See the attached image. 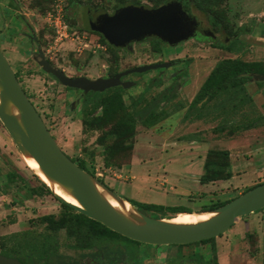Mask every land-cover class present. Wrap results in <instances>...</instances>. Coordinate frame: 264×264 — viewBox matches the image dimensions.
Here are the masks:
<instances>
[{
	"label": "rangeland",
	"instance_id": "rangeland-1",
	"mask_svg": "<svg viewBox=\"0 0 264 264\" xmlns=\"http://www.w3.org/2000/svg\"><path fill=\"white\" fill-rule=\"evenodd\" d=\"M185 1L189 3L184 6L179 2L183 11L206 32L214 34V39L199 30L195 37L176 45L150 37L119 49L89 29V11L94 9L112 14L127 4L157 9L171 2L178 3L176 0H61L59 7L56 0H0V49L44 124L75 164L82 165L127 201L181 207L186 213L203 214L209 207L264 183V80L245 85L252 103L235 113L224 116L206 111L200 125L193 129L196 131L187 139L194 142L193 147L178 145V141H185L178 134L170 140L164 136L162 140L157 139L154 147L168 151L157 165H135L124 176L121 169L129 163L133 150L123 148L131 144L134 149L139 144L137 137L161 135L165 129L160 127L171 126L174 115L186 112L217 62L239 59L264 63V0ZM60 10L72 30L71 35H75L55 44L48 18ZM240 29L244 31L236 36ZM85 44L90 47H84ZM37 49L71 78L106 79L138 66L174 64L125 77V81L135 82L136 87L118 90L119 99L110 90L84 104L85 96L66 89L39 65ZM165 92L175 97L161 106L178 112L151 129L138 125L131 140L123 142L114 130L116 122L106 124L103 119L100 109L103 102L115 101L114 107L122 102L130 108L132 100L141 93L150 101ZM212 106L213 103L209 104L206 110ZM251 123L256 127L246 130ZM223 125L225 131H219ZM164 133L167 135L169 131ZM145 142L153 143L151 139ZM178 149L194 152L199 159L205 157L226 164L231 178L199 189L200 185L188 180L190 175H187L201 171L199 160L190 165L188 160L178 159ZM225 151L229 154L227 160L214 155ZM146 175L158 180L139 182ZM132 176L139 179L131 180ZM174 187L175 192L169 190ZM185 189L191 190V198L184 196ZM129 208L143 211L139 205L129 204ZM143 213L173 221L180 215L169 211L145 210ZM255 223L264 226L250 217L206 244L155 247L132 243L75 210L63 207L42 188L0 123V254L4 256L26 264H203L202 260L213 264L215 249L217 261L232 251L230 264H246L245 259L256 254L253 236L246 235L258 231ZM234 243L236 246L232 248Z\"/></svg>",
	"mask_w": 264,
	"mask_h": 264
},
{
	"label": "water",
	"instance_id": "water-1",
	"mask_svg": "<svg viewBox=\"0 0 264 264\" xmlns=\"http://www.w3.org/2000/svg\"><path fill=\"white\" fill-rule=\"evenodd\" d=\"M99 15L90 21V30L100 34L115 48H126L147 38H158L170 45L187 40L178 38V14L185 15L179 3L171 2L160 8L124 5L112 14L96 10ZM39 65L67 88L88 92H104L121 86L129 89L133 82L120 79L131 74L166 69L172 63L140 66L107 79L70 78L54 68L39 50ZM256 81L264 77L255 76ZM0 123L14 142L24 159L33 160L49 182L47 187L59 202L77 213L97 222L108 230L128 240L155 247L186 246L218 238L227 233L242 217L264 209V183L232 199L219 208L206 213L211 216L191 224L174 223L170 220L154 219L129 208V202L116 195L110 188L92 175L80 169L61 151L57 142L45 126L38 112L29 101L18 82L7 58L0 49ZM75 200V206L55 189ZM115 201L118 207H113ZM0 264H24L16 258L0 254Z\"/></svg>",
	"mask_w": 264,
	"mask_h": 264
},
{
	"label": "trees",
	"instance_id": "trees-1",
	"mask_svg": "<svg viewBox=\"0 0 264 264\" xmlns=\"http://www.w3.org/2000/svg\"><path fill=\"white\" fill-rule=\"evenodd\" d=\"M176 1H178V3L179 2L182 3L183 6L189 3L185 0H176ZM243 31H244L243 29L238 30V32L236 33V36H238ZM255 76L264 77V63L263 62H245L239 59H224V60L217 62L214 69L210 72L207 79L201 85L198 92L194 96L193 100L190 102V104L186 108L184 118L185 119L192 118L193 120H197V121L202 120L203 117L205 116L206 111L208 112L210 111L211 113H216V114L227 116L231 113L232 114L235 113L236 110L239 109L240 107H243L244 105L252 103L251 96L247 93L245 85L253 81ZM258 83L260 86L263 85V83L261 82H258ZM113 94H114L115 99H119L120 95L118 92H114ZM94 95H97V94H94ZM174 97H175L174 94L169 95V94H166L165 92L164 94H162L160 98L157 96L153 98L152 100L147 101L145 100L143 93H141L135 100H132L130 108L125 107L122 102H118L116 107H114L115 101H112L111 103L103 102L102 103L103 119L105 120L106 124L116 122V128L114 129L116 132V135H118L121 138V140L125 142L126 140H131L135 137V133H136L135 130L138 125H141L145 128H152L156 126L158 123L168 118L169 116L178 112L177 109L172 110V111H167L163 109V107H161L162 103L164 102L168 103L172 101ZM88 101L89 100L85 101V104H87ZM211 103H213V106L209 108L208 110H206L208 105ZM116 112L118 114H116ZM255 127H256V124L251 123L247 126L246 130L253 129ZM218 129L219 131H225L226 128L223 125L219 127ZM123 149H127L128 151H131L132 145L131 144L125 145ZM214 155L224 158L225 160H227L229 157V154L226 151L225 152H215ZM77 166L80 169L87 172L88 174H90L82 165L78 164ZM204 171L205 173L200 177V180H199L202 185L213 183L219 180L225 181L231 178L230 173L227 171L226 164L223 165L221 163L219 164L218 162L209 161L208 158H205ZM36 179H38L37 176H36ZM38 181L40 182L42 188H44L47 192L51 194V192L47 189V187L39 179ZM248 190H246L245 192H247ZM53 197L56 200H58L55 196ZM231 200L225 201L213 207H209L208 212H211L219 208L220 206L228 203ZM128 202L133 206L139 205L141 210H143L142 213L145 210L169 211V212L178 213V214L186 213V209L181 208V207L168 208V207H163V206H158V205L140 204V203L136 204V203H133L132 201H128ZM61 205L65 208L72 209L63 203H61ZM152 218L160 219V220L163 219L158 215L157 217H152ZM97 224L102 226L99 223ZM102 227L105 228L104 226ZM105 229L109 232H112L108 230L107 228ZM214 239L202 241V242L195 243V244H206V243L213 241ZM131 242L138 244V245L140 244L134 241H131ZM213 253H214V256H213L212 262L213 264H217V255H216L215 249L213 250ZM195 257H198L201 259V256H195ZM201 262H203V264L209 263L203 260Z\"/></svg>",
	"mask_w": 264,
	"mask_h": 264
},
{
	"label": "crops",
	"instance_id": "crops-1",
	"mask_svg": "<svg viewBox=\"0 0 264 264\" xmlns=\"http://www.w3.org/2000/svg\"><path fill=\"white\" fill-rule=\"evenodd\" d=\"M262 35L264 36V32H263ZM200 123H201L200 121H196V120H194V122H192V118L185 119L184 118V113L179 114V116H178V114H176V115H174V118L172 119V121L170 123V124H172L171 126H169L167 128L160 127V128L165 129L164 132H168L169 131V134L166 135L163 132L160 137H158V136H153V137L151 136V137H148V138L147 137L145 138L144 136L137 137L136 139H138L139 144L137 145L136 148L132 149L133 151H132V154H131V157H130V161H129L128 164L123 165V168L121 169V172L123 173L124 176H127V174H126L127 170L131 171V169L135 165L139 166V165H143L144 164L146 166V165H149L148 163H150L152 165H157L163 159L162 158V156L164 155L163 153H165V152L168 153V151L163 152V151L158 150V149H156L154 147L156 145L157 141H158L157 139H161L162 140V138H161L162 136L165 137V138L163 137L165 140H170L168 138H170L171 136L173 137L174 135L176 136V134H178V138L182 137V136L185 138L184 139L185 141L182 142V143H180L178 141V145L186 144L187 148L193 147V146H191V144H193L194 142L187 141V139L191 138V133L193 131H196V130H193V129H196V127L199 126ZM171 129H172V131L170 132ZM145 139L146 140L147 139H149V140L151 139L153 141V143H151V145H148V144H146ZM178 148H180V147H178ZM177 156H178V159L188 160L190 162L189 163L190 165H193L196 162L195 160H199L200 168L202 166L201 171L197 172V173H192V174L189 173V174H187V175H190V176H188L189 177L188 180L193 181L194 183H196V184H198L200 186H203V188L198 186L199 189H205L204 187L207 186L208 184H203L202 185L200 183V181H199L200 177L205 173V171H204L205 157L202 158V159H199L194 152L188 151V153H187L186 151H180L179 149H178ZM201 160H202V162H201ZM137 179H139V178H136L134 176L131 177V180H137ZM140 179L141 180H139V182L145 184V183H149V182H156L158 180V177H154V176H151V175H146V176H142V178H140ZM175 189H176V187L169 188V190L173 191V192L176 191ZM185 191H186V193H185L184 196L187 199L191 198V196H192L191 190H186L185 189ZM177 197H178V194H177ZM150 205H153V204H150ZM158 206H160V205H158ZM180 214H185V213H180ZM248 217L249 218L252 217V220H255V222L261 221L262 223H264V210H262L260 213H256L255 212V213L250 214L248 216L242 217L234 225H236L238 223L239 224L243 223L244 221L249 219ZM255 224L257 225V223H255ZM257 229H258V231L254 232V233L246 234V235L253 236L254 243H255L254 245H255V248H256V251H255L256 254L251 255L252 256L251 259L249 257H247L245 259L246 264H264V249H263V244H264V226L262 228L261 225L258 224L257 225ZM259 233L261 235H259ZM233 234L235 235L236 233H233ZM238 234H240V233H238ZM236 239L238 241H240L241 238L240 239L236 238ZM235 246H236V243L233 244L232 248H234ZM231 252L232 251H230V253L228 255H226L227 257L225 255L223 257H221L217 261V264H230L232 259H233L232 258L233 254H231ZM259 252H260V257H259V254H258Z\"/></svg>",
	"mask_w": 264,
	"mask_h": 264
},
{
	"label": "flooded vegetation",
	"instance_id": "flooded-vegetation-1",
	"mask_svg": "<svg viewBox=\"0 0 264 264\" xmlns=\"http://www.w3.org/2000/svg\"><path fill=\"white\" fill-rule=\"evenodd\" d=\"M183 10V9H182ZM98 11V10H97ZM184 12V11H183ZM89 13H90V18L89 19H93V17H97L99 14L98 13H96V9H94V10H92V11H89ZM185 13V12H184ZM90 20V21H91ZM201 31V32H203V33H206V34H208V36L209 37H211L212 39H214L215 38V35L214 34H212V33H208V32H206V30H204L203 28H201L200 27V24L197 22V21H195V19H193L191 16H189L187 13H185V15H182V14H178V32H177V37L178 38H181V37H188V39H190V38H193V37H195L196 36V34H197V32L198 31ZM100 35V34H99ZM101 36V35H100ZM102 37V36H101ZM155 39H158V38H155ZM187 39V40H188ZM164 42V41H163ZM168 44V43H167ZM179 44V43H178ZM122 49H124V48H122ZM38 50V61H39V50L40 49H37ZM44 55V54H43ZM45 57V56H44ZM46 59V58H45ZM47 60V59H46ZM48 61V60H47ZM49 62V61H48ZM50 63V62H49ZM51 64V63H50ZM154 64H158V63H154ZM172 64H174V63H172ZM52 65V64H51ZM53 66V65H52ZM145 66V65H144ZM54 67V66H53ZM138 67H140V66H138ZM55 68V67H54ZM134 68H137V67H134ZM56 69H58V68H56ZM133 69V68H132ZM214 69V68H213ZM60 70V69H59ZM128 70H130V69H128ZM158 70H160V69H158ZM61 71V70H60ZM125 71H127V70H125ZM125 71H122V72H125ZM63 72V71H62ZM122 72H119V73H117V74H120V73H122ZM150 72V71H149ZM64 73V72H63ZM15 74V73H14ZM117 74H115V75H113L112 77H114V76H116ZM51 75V74H50ZM15 76H16V78H18L17 77V74H15ZM52 76V75H51ZM129 76V75H128ZM53 77V76H52ZM68 77V76H67ZM125 77H127V76H124V77H122L120 80L122 81V82H132V81H125L124 80V78ZM55 78V77H54ZM71 78V77H70ZM111 78V77H110ZM56 79V78H55ZM100 79V78H99ZM107 79V78H106ZM18 80V79H17ZM57 80V79H56ZM58 81V80H57ZM253 81H255V79L253 80ZM19 82V81H18ZM135 85L133 86V87H136V83L135 82H133ZM204 83V82H203ZM202 83V84H203ZM201 84V85H202ZM201 85L199 86V88L201 87ZM22 87V86H21ZM66 89H68V90H74V91H79L80 93H81V95L82 96H85V100H84V104H85V101H87V100H90L91 98H96V97H98L99 95H101L102 93H105V92H107V91H110V90H114V92H118V90H120V89H124V88H122L121 86H117V87H114V88H111V89H108V90H105L104 92H88V93H84L82 90H78V89H70V88H67V87H65ZM132 88V87H131ZM199 88H198V90H199ZM23 89V88H22ZM130 89V88H129ZM24 91V90H23ZM24 93H25V91H24ZM26 94V93H25ZM94 94H97V95H94ZM114 95V94H113ZM140 95V94H139ZM138 95V96H139ZM27 96V95H26ZM162 96V95H161ZM161 96H159V98L161 97ZM29 99V98H28ZM192 100H193V98H192ZM30 101V100H29ZM32 103V102H31ZM190 104V103H189ZM33 105V104H32ZM34 106V105H33ZM162 107V106H161ZM35 108V107H34ZM36 109V108H35ZM100 109L102 110V103H101V105H100ZM37 111V110H36ZM38 112V111H37ZM39 114V113H38ZM184 114H185V112H184ZM39 116H40V114H39ZM41 117V116H40ZM42 119V118H41ZM43 121V120H42ZM197 121V120H196ZM198 121H201V120H198ZM159 124V123H158ZM157 124V125H158ZM156 125V126H157ZM46 126V125H45ZM143 127V126H142ZM155 127V126H154ZM145 128V127H144ZM153 128V127H152ZM48 129V128H47ZM146 129H151V128H146ZM51 133V132H50ZM52 135V134H51ZM53 136V135H52ZM154 136H158V137H160L161 135H154ZM53 138H54V136H53ZM55 139V138H54ZM56 141V140H55ZM58 144V143H57ZM59 146V145H58ZM60 147V146H59ZM61 149V148H60ZM61 151L64 153V151L61 149ZM65 154V153H64ZM66 156H67V158H69L71 161H73L67 154H65ZM77 165V164H76ZM131 241V240H130ZM20 261V260H19ZM22 263H24V262H22ZM24 264H26V263H24Z\"/></svg>",
	"mask_w": 264,
	"mask_h": 264
},
{
	"label": "bare ground",
	"instance_id": "bare-ground-1",
	"mask_svg": "<svg viewBox=\"0 0 264 264\" xmlns=\"http://www.w3.org/2000/svg\"><path fill=\"white\" fill-rule=\"evenodd\" d=\"M24 160L27 162L28 166L31 168L34 174L39 177L40 180L50 185L49 182L46 180V178L43 176V174L40 172L38 165L33 160H30V159H24ZM55 192L57 195L61 196L67 202L75 206H78V203L75 200L64 195L59 189L56 188ZM111 204L113 207H116V208L118 207V204L115 201H111ZM210 216H211V213H203V214L185 213V214H180L179 217L175 219L176 222L173 221L172 219H170V221L174 223H180V224H191V223H195L201 220H205L209 218Z\"/></svg>",
	"mask_w": 264,
	"mask_h": 264
},
{
	"label": "built area",
	"instance_id": "built-area-1",
	"mask_svg": "<svg viewBox=\"0 0 264 264\" xmlns=\"http://www.w3.org/2000/svg\"><path fill=\"white\" fill-rule=\"evenodd\" d=\"M57 7L60 6L61 0H56ZM50 27L53 32L54 42L55 44L64 42V40L68 39L69 37H72L71 35V28L68 26V24L65 22L63 15L61 14V10L56 13L54 16H49L48 18ZM84 47H90V45L85 44ZM96 48H99V45L95 46ZM93 48V46H92ZM91 49V48H90Z\"/></svg>",
	"mask_w": 264,
	"mask_h": 264
}]
</instances>
